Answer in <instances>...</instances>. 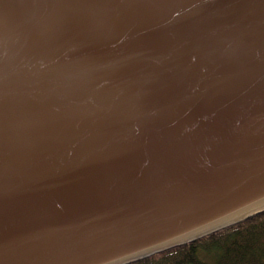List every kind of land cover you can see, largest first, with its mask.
Wrapping results in <instances>:
<instances>
[{
	"label": "water",
	"instance_id": "water-1",
	"mask_svg": "<svg viewBox=\"0 0 264 264\" xmlns=\"http://www.w3.org/2000/svg\"><path fill=\"white\" fill-rule=\"evenodd\" d=\"M5 16L0 264H132L264 213V0Z\"/></svg>",
	"mask_w": 264,
	"mask_h": 264
},
{
	"label": "trees",
	"instance_id": "trees-1",
	"mask_svg": "<svg viewBox=\"0 0 264 264\" xmlns=\"http://www.w3.org/2000/svg\"><path fill=\"white\" fill-rule=\"evenodd\" d=\"M132 264H264V213Z\"/></svg>",
	"mask_w": 264,
	"mask_h": 264
},
{
	"label": "bare ground",
	"instance_id": "bare-ground-1",
	"mask_svg": "<svg viewBox=\"0 0 264 264\" xmlns=\"http://www.w3.org/2000/svg\"><path fill=\"white\" fill-rule=\"evenodd\" d=\"M9 20H10L9 17L5 16V20L3 22H0V29H3L5 26L7 27L8 25H10L11 23L8 22Z\"/></svg>",
	"mask_w": 264,
	"mask_h": 264
}]
</instances>
